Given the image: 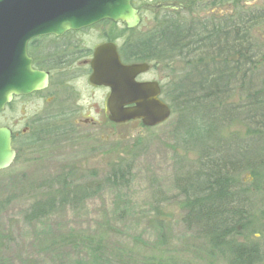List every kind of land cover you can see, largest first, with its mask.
I'll return each instance as SVG.
<instances>
[{"label":"rangeland","instance_id":"1","mask_svg":"<svg viewBox=\"0 0 264 264\" xmlns=\"http://www.w3.org/2000/svg\"><path fill=\"white\" fill-rule=\"evenodd\" d=\"M134 6L140 8L142 18L137 27L127 31L122 22L104 20L77 31L79 59L49 71L46 89L15 97L0 114V125L13 129L18 158L0 171V201L5 202L0 213V264H142L161 256L174 264H227L225 257L212 252L207 240L184 223L183 198L175 179L185 162L177 157H187L190 165L194 154L173 141V114L149 128L139 121L111 122L109 112L102 108L107 90L90 87L84 59L106 35L119 38L126 33L128 40L136 41L166 23H187L211 14L219 19L238 12H264V0H228L208 9L150 10L138 1ZM252 35L264 55V18L253 26ZM161 64L164 89L183 74L184 67L181 59ZM234 95L238 97L239 91ZM85 118L96 123L83 126ZM77 120L82 124L76 127ZM55 130L58 135L52 134ZM30 135L41 138V143L29 153L23 144ZM129 160L132 171L120 187L107 188L77 204L58 206L45 217H26L35 201L55 196L59 190L68 192V185H76V179L83 182L96 175L98 181L103 180L113 165ZM88 180L92 184L95 178ZM241 181L250 188L254 211L261 214L264 171L258 178L245 172ZM85 237L102 244L98 255L82 240Z\"/></svg>","mask_w":264,"mask_h":264},{"label":"trees","instance_id":"2","mask_svg":"<svg viewBox=\"0 0 264 264\" xmlns=\"http://www.w3.org/2000/svg\"><path fill=\"white\" fill-rule=\"evenodd\" d=\"M162 1L208 9L228 0ZM210 16L166 23L144 40L127 39L121 53L127 58L136 55L134 61L149 60L143 56L149 54H161L163 62L183 61V74L165 85L162 99L170 102L175 119L173 141L184 152L194 154L190 165L187 157H177L185 162L175 179L183 198L184 223L207 240L212 252L225 257L227 264H264V209L261 214L254 211L250 188L241 181L245 172L258 178L264 171V65L260 64L264 55L252 35L264 12H238L219 19ZM54 41L58 38L44 36L29 43L35 68L48 72L60 68L59 46ZM39 143L41 138L30 135L23 145L30 153ZM121 164L113 165L103 180L98 181L96 175L88 177L95 178L92 184L88 178L83 182L76 179V185H68V192L59 190L55 196L35 201L26 217H45L58 206L77 204L107 188L120 187L127 181L133 161ZM4 203L0 201V213ZM256 233H260L258 238ZM82 240L97 255L102 250L95 238ZM164 258L142 264H174Z\"/></svg>","mask_w":264,"mask_h":264},{"label":"water","instance_id":"3","mask_svg":"<svg viewBox=\"0 0 264 264\" xmlns=\"http://www.w3.org/2000/svg\"><path fill=\"white\" fill-rule=\"evenodd\" d=\"M134 0H0V114L17 96L30 95L49 85V73L34 68L29 42L37 37L62 36L103 20L122 22L127 29L142 19ZM154 2L156 0H140ZM148 9H183L175 2L149 4ZM90 82L110 88L109 120L124 124L140 120L146 127L164 123L171 108L161 98L158 82H138L147 63L124 64L114 43L96 47L90 62ZM13 130L0 125V170L9 168L17 151Z\"/></svg>","mask_w":264,"mask_h":264},{"label":"flooded vegetation","instance_id":"4","mask_svg":"<svg viewBox=\"0 0 264 264\" xmlns=\"http://www.w3.org/2000/svg\"><path fill=\"white\" fill-rule=\"evenodd\" d=\"M137 1H138V3L141 4L140 7L144 8V9H148L147 6L149 4H152L153 5V4L158 3V1H154V2L148 3V2H143V1H139V0H134V4ZM224 2H226V1H224ZM140 13L141 12H139V15L141 16ZM106 21H109V20H106ZM98 23H96V24H98ZM118 23H121V22L119 21V22H117V24ZM96 24H93V25H91L89 27H85V28H82V29L83 30H86V29H88L90 27H93ZM124 28H126V26ZM126 30L129 31L131 29H127L126 28ZM76 32L77 31H68V32H66L62 36L50 35V36H53V37L58 38V41H54V43L59 46L58 53H56V55H57V60H58V62L60 64H72V63L76 62L79 59V58L76 59V56H78L77 54H78L79 51H81L80 50L81 48H79L78 43L76 42V38H75V33ZM107 34H108V32H107ZM105 35H106V33H105ZM148 37H150V35H147V36L143 37L142 40H144V39H146ZM115 39H122V41L120 42V44H118L117 43L118 41L115 40ZM126 40H127V34L126 33H121L119 35V38L118 37H112L111 35H106V38H105L104 41L96 44L94 46V48L90 49L89 50V53L87 54V57L89 56V58H85L84 59V63H86V65L88 67V70H87L88 77L91 76L90 62H91V60L94 57V52H95L96 47H98V46H100L102 44H105V43H114L116 45V47H117L118 53L121 56V60H122V62L124 64L147 63V64L150 65L149 69L146 72H143V73L139 74L136 77V80L138 82H145V81H148V82H150V81L158 82L159 85H160V87H161V94H162L163 83L161 82V78H162V71H161V69H162V67H161L162 66V64H161L162 56H161V54L143 55V56H149V60L134 61L133 57H135L136 55L135 56H128V58H127V57L123 56L122 53H121V45ZM131 54L132 53H129V55H131ZM49 81H50V76H49ZM89 84H90V87L91 88H95V89L104 88L105 90H107V94H106V96H105V98H104V100L102 102V108H103V112L104 113L109 112V108H108V98H109L110 91H111L110 88L105 87V86L95 85V84L91 83L90 81H89ZM38 92H40V91H38ZM97 107L98 106H96V108ZM137 121H139V120H137ZM83 123L84 124H82V121L81 120H77V121H75V126L77 127V125L80 126L81 124L83 126L94 125L96 122L94 120H92L91 118H85V121Z\"/></svg>","mask_w":264,"mask_h":264},{"label":"bare ground","instance_id":"5","mask_svg":"<svg viewBox=\"0 0 264 264\" xmlns=\"http://www.w3.org/2000/svg\"><path fill=\"white\" fill-rule=\"evenodd\" d=\"M160 98L162 99V94L160 95Z\"/></svg>","mask_w":264,"mask_h":264}]
</instances>
